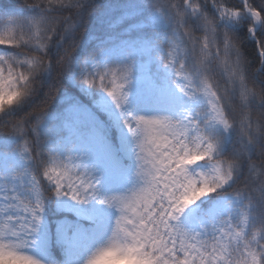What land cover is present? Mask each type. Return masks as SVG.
Returning <instances> with one entry per match:
<instances>
[{
  "label": "snow or ice",
  "instance_id": "1",
  "mask_svg": "<svg viewBox=\"0 0 264 264\" xmlns=\"http://www.w3.org/2000/svg\"><path fill=\"white\" fill-rule=\"evenodd\" d=\"M24 2L29 7L42 4L48 7L82 6L81 0ZM210 2L218 5L221 17L240 15L239 10L226 8L218 0ZM154 3L157 6L172 3L176 7L173 0H154ZM182 4L192 13L200 8L197 0H182ZM244 6L254 18H260V12L252 8L248 0H244ZM184 15V11H177L176 23L187 38L195 66L192 70L185 67L182 59L185 48L180 42H174L169 49L165 66L178 78L176 88L179 92L192 100L203 95L208 109L206 112L186 109L183 117L175 120L168 116H140L135 118L134 125L125 121L130 130L134 128L141 135L138 175L143 184L129 195L103 201L115 204L120 215L112 241L93 254L87 264H264V238L255 228L249 234L247 211L253 199L264 200V150L259 160L250 161L248 183L235 192L238 200L245 201L237 220L226 217L210 233L188 232L177 223L187 206L227 185L237 166V160L213 159L216 144L203 133L202 124L215 122L225 129L235 125L247 140L245 148L264 140V112H254L252 108L253 104H264V91L253 87L245 78L235 44L226 38L218 45L211 20L205 21V35H193L182 24ZM58 23L54 18L42 17L31 21L27 32L9 28L0 33V44H35L43 52ZM261 55L264 56V51ZM20 63L26 65L27 70L17 69L0 57V112L30 93L31 78L49 62L43 55L34 54ZM217 66L223 71L222 79H217L214 74ZM131 73V65L126 64L87 74L84 83L104 89L120 107L127 100L125 89ZM234 93L236 103L232 99ZM161 95L167 98L170 106L183 103L179 96L166 90H162ZM38 112L42 115L44 109ZM14 127L22 131L18 124ZM24 151L29 152L27 146ZM206 159L212 161L209 172L197 176L189 173L190 165ZM43 175L54 185L57 196H70L82 203L96 196L92 177L87 171H81L71 158L68 162L46 167ZM33 191L38 193L35 184ZM4 198L14 202L11 196ZM12 206V203L8 205ZM40 207L39 195L34 208L24 206L25 212L31 213L35 221L39 220L36 213ZM14 219L6 216L0 221V264H38L35 258L19 251L24 244L16 239L34 229L22 225L17 230Z\"/></svg>",
  "mask_w": 264,
  "mask_h": 264
},
{
  "label": "trees",
  "instance_id": "2",
  "mask_svg": "<svg viewBox=\"0 0 264 264\" xmlns=\"http://www.w3.org/2000/svg\"><path fill=\"white\" fill-rule=\"evenodd\" d=\"M172 3H161L157 6L154 0H81L82 6H52L39 5L29 7L24 0H0V33L9 28L25 32L31 28V21L42 17L54 18L59 21L55 32L48 41L43 52L35 44L11 46L0 44V57L12 63L17 69L27 70L20 63L30 55H43L49 62L47 67L35 74L30 93L17 103L0 112V139H11L13 145L9 151L23 149L27 146L31 159V174L39 183L41 205L44 207L45 218L48 221L52 242L46 258L34 255L26 250L24 254L32 256L38 264H67V254L55 235L57 221L63 217L74 220V213L58 207V196L55 187L43 175L46 167L52 166L57 160V151L50 145L49 131L46 127L48 118L62 112L73 103L93 108L105 124V132L115 145L119 144V126L112 117L103 113L96 105L107 92L99 87L84 83L87 74H95L105 70L117 69L130 64L132 73L130 79L148 77L150 83L168 82L176 86L178 78L165 66V58L174 42H180L185 48L182 57L185 67L192 70L195 58L190 51L187 38L183 36L176 23L177 11H184L182 21L195 36L206 34L205 21L213 22L214 38L222 45L227 38L238 49L245 78L253 87L264 91V0H248L252 8L260 12L261 24L244 6V0H218L226 8L239 10L240 15L221 17L217 4L210 0H197L199 11L192 13L182 4V0ZM67 18L65 20L64 18ZM153 17L163 18L162 23H156ZM119 20V22H118ZM118 22V23H117ZM71 23L72 27H68ZM138 41H147L151 48L148 51L137 50ZM123 56H114L103 65V55L110 51L120 50L124 45ZM98 66L94 67V63ZM214 74L222 79L223 71L218 66ZM249 85V87H252ZM202 95L196 99L201 98ZM194 99V100H196ZM233 103L237 95L233 94ZM187 100L192 101L187 97ZM142 106V105H140ZM149 113V106H142ZM43 108L41 115L38 110ZM254 112H264V104H253ZM197 111L206 112L205 106H197ZM22 129L17 130L14 125ZM202 131L216 144L213 159L237 160L234 175L230 183L222 189L209 194L203 202L207 210L216 203L228 201L234 207H245L244 200H238L235 192L248 183L250 161L259 160L264 150V140H258L254 145H247V140L241 136L234 125L229 131L213 127L209 122L202 124ZM140 137L135 133L134 144L139 153ZM206 161H209L206 159ZM212 162V161H209ZM140 161L125 158L124 166L128 165L130 178L125 187L117 190L103 183L96 191L97 203H104L116 196L131 194L143 184L138 175ZM26 205L35 207L36 202L30 195H22ZM239 201L236 204V201ZM114 207L115 204H108ZM249 213V234L255 228L264 238V200L253 199L247 206ZM239 218V210L236 211ZM226 216L223 217V219ZM20 251V250H19Z\"/></svg>",
  "mask_w": 264,
  "mask_h": 264
},
{
  "label": "rangeland",
  "instance_id": "3",
  "mask_svg": "<svg viewBox=\"0 0 264 264\" xmlns=\"http://www.w3.org/2000/svg\"><path fill=\"white\" fill-rule=\"evenodd\" d=\"M153 20L156 23L163 22L161 17H153ZM129 47L133 48L135 45L125 44L120 50L105 53L103 65L114 56H123L125 49ZM150 48L147 41H138L136 49L148 51ZM98 65V62H95L93 66ZM170 71L173 73L171 69ZM125 90L128 94L127 100L120 107H117L108 93L96 105L119 126L118 145L107 136L103 120L91 107L73 103L48 118L46 127L50 136L49 143L58 153L56 163H65L71 158L74 164L79 165L81 171H87L92 177L95 192L103 183L107 187L121 190L129 181V168L128 165L124 166V159L137 160L138 154L133 139L135 133L140 138L141 135L134 128L130 130L126 120L133 125L135 118L140 116H168L175 120L181 119L186 109L197 111V106H205L206 110L208 109L207 99L203 95L199 99L189 101L176 86L168 82L150 83L146 76L129 79ZM162 90L179 96L183 103L170 106L167 98L161 95ZM140 105L149 106V113ZM209 123L213 127L225 129L219 123ZM12 145L11 139H0V221L5 220L6 216H11L15 218L14 227L17 230L22 225H29L34 229L16 238L24 244L19 250L46 258L50 251L52 233L41 205L39 183L31 174L29 153L23 149L9 151ZM211 168L212 162L200 160L190 165L188 171L197 176L209 172ZM34 184L38 187V193L33 191ZM22 195H30L35 202L39 195L41 207L36 213L39 216L38 221L34 220L31 213L25 212L24 206L34 207L26 205L21 199ZM5 196L13 197L14 202L5 200ZM97 197L98 193L95 198L82 203L72 200L70 196H58V207L76 216L74 220L69 217L59 219L55 231L58 243L66 250L67 264H87L93 254L108 246L113 239L119 210L116 206L109 207L106 203H97ZM208 197L209 195L204 196L184 209L177 223L185 231L210 233L224 216H231L235 221L239 206L234 210L232 204L224 201L206 210L203 202ZM10 203L13 204L12 207H8ZM235 203L238 204L239 201Z\"/></svg>",
  "mask_w": 264,
  "mask_h": 264
},
{
  "label": "water",
  "instance_id": "4",
  "mask_svg": "<svg viewBox=\"0 0 264 264\" xmlns=\"http://www.w3.org/2000/svg\"><path fill=\"white\" fill-rule=\"evenodd\" d=\"M259 23H261V16H260V18H259Z\"/></svg>",
  "mask_w": 264,
  "mask_h": 264
}]
</instances>
